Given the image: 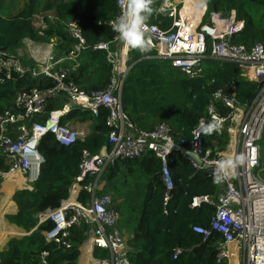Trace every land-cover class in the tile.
I'll return each instance as SVG.
<instances>
[{
	"label": "built area",
	"instance_id": "2783aa9c",
	"mask_svg": "<svg viewBox=\"0 0 264 264\" xmlns=\"http://www.w3.org/2000/svg\"><path fill=\"white\" fill-rule=\"evenodd\" d=\"M186 1H162L157 13L171 19L166 28L145 21L144 40L152 51L145 58L169 63L189 77H205L212 71L214 61L235 63L242 78L257 82L260 87L249 104H243L235 91L216 90L207 106V114L193 130L189 149L211 165L209 172L212 175L221 161L236 157L231 151H214L203 146L205 133L202 122L205 125L209 121L217 122L219 134L230 132L229 147L232 149L233 142H238V156L243 157L244 161L230 172L228 179L219 183L215 199L210 195L193 198L192 208L203 202H214L216 205L211 226H194L193 229L202 234L204 240L211 239L214 232H218L216 264H264V176L261 174L264 171L261 158L264 136V42H236L246 26L236 10L228 14L219 10L208 11L206 0H192V9L187 10ZM126 7L127 0H117L116 14L100 20L99 24L111 26ZM262 12L264 14V7ZM34 16L35 28L38 20L43 32L47 31L46 22L49 29L55 23L63 25L66 22L49 12ZM67 21L63 30L75 40L69 51H61L62 43L51 44L43 53L47 57L35 58L36 63L32 64L23 59L22 52L0 47V91L8 81H17L20 77L34 82V86H23L18 90L8 107L0 111V160L5 165L0 168V182L8 175L22 171L34 185L45 163L39 150L43 138L51 133L62 145L71 146L87 136L84 131L63 122L73 107L94 117H99L101 110L107 109L110 149L94 154L85 151L77 177V181L81 182L88 175L94 176L93 183L85 186L90 198L82 202L70 196L57 209L48 210L41 216L44 221L51 220L55 225L44 232L48 243L55 242L71 248L74 245L71 228L84 227L95 247L109 251L107 259L99 260L101 264H132L128 242L117 226L120 214L111 208L112 196L98 191L99 179L110 165L114 166L121 160L142 159L148 153H154L163 163L162 177L167 185L165 201L168 202L173 188L169 167L171 149L174 145L185 146L176 143L168 124L160 123L151 130L143 129L125 110L122 92L131 66L127 67L123 61L118 34L112 41L90 44L83 36L81 19L77 17ZM53 35H56L57 41L61 38ZM31 40L27 38L25 43ZM99 50L106 52L107 61L112 65V77L104 88L86 90L71 79V67L64 63L69 60L80 62L84 51ZM235 88L233 82L231 89ZM63 98L68 102L54 107ZM219 104L230 109L228 115L221 114ZM230 123L236 124V128L233 129ZM235 133L237 137L234 138ZM188 159L195 170L202 169L194 159ZM75 185L82 187L80 183H75L73 189ZM73 189L72 192H75ZM180 252L181 249H177L175 258ZM47 255L48 252H42V264H48Z\"/></svg>",
	"mask_w": 264,
	"mask_h": 264
},
{
	"label": "trees",
	"instance_id": "16d2710c",
	"mask_svg": "<svg viewBox=\"0 0 264 264\" xmlns=\"http://www.w3.org/2000/svg\"><path fill=\"white\" fill-rule=\"evenodd\" d=\"M162 1L151 0L153 11L146 21L166 28L171 19L157 13ZM206 1L208 11L219 10L228 14L236 10L237 16L245 20V29L236 42H264V0ZM15 4L21 6L14 11ZM37 9L53 13L65 21L80 18L83 36L90 44L112 41L116 35L110 25L99 24V21L116 14L117 0H0L1 48L17 50L26 45L27 38L40 37L34 26ZM44 33L49 36L57 34L64 40L61 51H69L75 41L62 28H50ZM148 52L150 50L132 52L131 62H136ZM82 54L89 55L84 57L77 69L71 71V79L86 90L104 88L112 77V65L107 61L106 52L84 51ZM91 67H95L94 73L98 71V75L90 87L85 81ZM233 82L236 85L234 90L231 89ZM30 85L34 86V82L28 78L8 81L0 91V111L8 107L18 90L23 86L30 88ZM218 89L235 91L243 104H249L260 87L257 82L242 78L235 63L214 61L212 71L205 77H189L166 62L146 58L131 67L122 100L125 110L139 127L151 130L157 123H166L171 127L176 143L190 148L193 130L207 114L211 96ZM219 109L222 115L230 112L220 104ZM69 115L72 117L68 120L72 122L93 119L96 122L94 130L71 146L62 145L51 133L43 138L39 150L45 163L39 179L32 191L25 189L28 194L25 190L19 191L20 195L15 197L19 210L15 215H8L12 223L31 233L22 239H12L8 248L0 252V264H42L41 254L44 251L48 252V264H76L81 253L80 246L89 238L87 229L74 226L71 228L74 245L67 249L55 242H47L44 232L55 226L51 220L40 223L41 214L57 209L71 196L75 183L83 187L80 201L87 202L91 195L85 186L93 183L94 176L88 175L84 181L78 182L80 164L85 151L98 153L108 139L107 109H102L99 117H94L74 106ZM63 122L66 123V120ZM229 142L227 131L204 134L203 137V146L214 151H226ZM147 155L142 159L123 161L129 166L135 163L140 173L138 182L132 185L133 189L127 188L124 182L127 188L124 192V211L125 214L127 212V220L135 226V236L129 244L132 264H216L219 234L214 232L211 239L204 240L203 235L193 229L194 226H211L216 205L214 202H203L192 208L191 203L194 197L210 195L215 199L219 183L213 182V175L208 169L195 170L186 155L174 151L169 161L173 188L166 202L167 185L162 177V160L154 153ZM4 167V161L0 160V168ZM114 174L111 168L110 177ZM177 249L181 252L175 258ZM94 256L107 259L109 251L96 247Z\"/></svg>",
	"mask_w": 264,
	"mask_h": 264
},
{
	"label": "crops",
	"instance_id": "0c3cea01",
	"mask_svg": "<svg viewBox=\"0 0 264 264\" xmlns=\"http://www.w3.org/2000/svg\"><path fill=\"white\" fill-rule=\"evenodd\" d=\"M176 2H181V0H175ZM36 14V13H35ZM123 61L125 62V65L127 66L128 60L130 61V66L132 67L134 63L133 56L131 53H135L138 50L130 49L129 47L123 45L121 43L120 45ZM9 49V48H8ZM148 49V48H147ZM11 50V49H10ZM149 50V49H148ZM147 50V51H148ZM152 52L150 50V53L148 52L145 56H143L139 60L146 59L145 57L151 55ZM89 54H85L82 57L81 62L83 61L84 57L88 56ZM137 60V61H139ZM136 61V62H137ZM81 62H75L73 60L66 61L64 64L71 67V71L77 69ZM169 64V63H168ZM171 65V64H170ZM90 80V79H89ZM68 102V99L63 98L60 100V102L57 105H54V107H61L65 103ZM84 112V111H82ZM86 112V111H85ZM72 115H69L65 118L66 123H68L70 126L74 127L73 125L76 123H80V121L77 122H71L68 120ZM160 123H157L154 128ZM80 131H84L87 135L91 133L92 130L88 129V132L85 131L83 128H76ZM216 147V145H215ZM110 149V145L107 139L106 145L99 151H107ZM148 157V155L146 156ZM124 160H121L117 162L114 166L110 165L104 172L103 176L99 179V187L98 191L101 193H108L112 196V203L111 208L116 209L119 214L120 218L117 222V226L119 227L120 231L122 232L123 236L126 238L128 245L130 244V241L135 236V226L131 224L127 220V212L125 214L124 211V192L129 187V189H133L132 185L135 182H138V178L140 176L139 169L137 170V165L135 163H130L131 166H129L126 162H123ZM111 168L114 170L115 174L113 177H110ZM122 173V174H121ZM124 182L127 183V188L124 186ZM3 188H0V195H4V201L5 203H2V199L0 198V252L4 251L8 248L9 242L14 239H22L24 236L30 235L31 232H26L23 228L19 227L18 225L12 223L8 215H15L17 214L19 207L15 200L14 194L16 190H25L28 189L32 191L34 189V185L31 184L28 181L27 175H25L22 171H18L15 173H12L8 175V177L3 181ZM1 186V184H0ZM83 188L79 185H75V192H72L71 199H79L80 192ZM10 195V197H8ZM70 199V198H69ZM68 200V199H67ZM9 208V210H8ZM44 222V217L40 215V223ZM4 225V226H3ZM91 249V250H89ZM94 250L95 246L93 245L92 241L89 240V238L83 242L80 246V256L77 260L76 264H101L99 262L100 259L96 258L94 256ZM1 261V259H0Z\"/></svg>",
	"mask_w": 264,
	"mask_h": 264
},
{
	"label": "clouds",
	"instance_id": "9594fccd",
	"mask_svg": "<svg viewBox=\"0 0 264 264\" xmlns=\"http://www.w3.org/2000/svg\"><path fill=\"white\" fill-rule=\"evenodd\" d=\"M152 11L151 0H127L126 10L111 25L112 30L118 34L119 41L123 45L142 53L148 50L144 40L143 28ZM202 127L205 135L219 131L215 121H209L206 125L202 122ZM243 162V157L240 156L234 160L228 158L221 161L213 173V182H224L229 178L230 172Z\"/></svg>",
	"mask_w": 264,
	"mask_h": 264
},
{
	"label": "rangeland",
	"instance_id": "374dc122",
	"mask_svg": "<svg viewBox=\"0 0 264 264\" xmlns=\"http://www.w3.org/2000/svg\"><path fill=\"white\" fill-rule=\"evenodd\" d=\"M18 2H22V0H18ZM20 6L21 5H19V4H17V5L15 4L14 5V8H15L14 11L17 8H19ZM44 11L45 10H43V9L42 10L37 9L35 15L37 17L42 16V15H44ZM261 13L262 12H261V9H260V14ZM66 22H68V21H66ZM66 22L63 25L62 24L55 23L54 26L51 27V29H56V30H59L60 28L63 29V27H66ZM35 23H36L35 25L37 27V34L40 37L37 38V39H32L31 41L28 42V44H26L23 47H20V48L17 49L18 51L22 52L23 59L27 63H32V64H35L36 63L35 58L38 59V58H45V57H47L46 55H43V53L45 52L46 47L50 46L51 44L63 43V41H64L62 38H60L57 41L56 35H51V36L46 35V33H44L43 31H41V24H40V22L37 20ZM45 24L47 25V29L46 30H49V24L47 22ZM95 67H91L90 68L89 75H87V79L85 81L86 83L89 84L90 87L95 83V81H96L95 80V77L98 75V71H96L94 73ZM127 67H130V61L129 60H128V63H127ZM6 108L7 107H5L4 109H6ZM95 125H96V122H94L93 119H85L84 121L83 120L80 121V123H77V124L75 123L73 126L76 127V128H83L85 131L88 132V129L87 128H89V130H92ZM229 125H231L233 127V129L236 128V124L230 123ZM231 136L232 135L229 134V137H231ZM233 137L234 138L237 137V134L236 133L233 134ZM229 146H231V141L229 142V144L227 146V150L225 152H228V151L233 152L234 151L233 153H235L234 154L235 157H238V153H239L238 152L239 143L237 142V144H236L235 141H234L233 144H232V149ZM262 154H263V159H264V141L262 142ZM2 183H3V181L0 182V184H1L0 188H3V184ZM19 191H21V190H16L15 191L14 197H18L20 195ZM25 193L28 194L29 191L28 190H25ZM0 198L2 199V203L4 204L5 203V201L3 200L4 199V195L1 194L0 195Z\"/></svg>",
	"mask_w": 264,
	"mask_h": 264
},
{
	"label": "water",
	"instance_id": "95a60500",
	"mask_svg": "<svg viewBox=\"0 0 264 264\" xmlns=\"http://www.w3.org/2000/svg\"><path fill=\"white\" fill-rule=\"evenodd\" d=\"M3 49L7 50L8 47H4ZM141 61V60H139ZM139 61L135 62L134 65L136 63H138ZM172 152L174 151H181L184 155H186L187 157H190L192 159H194L202 168H208L210 167L211 165L204 162L202 157L197 154L195 151L189 149V148H185V147H181V146H178V145H174L171 149Z\"/></svg>",
	"mask_w": 264,
	"mask_h": 264
},
{
	"label": "bare ground",
	"instance_id": "6f19581e",
	"mask_svg": "<svg viewBox=\"0 0 264 264\" xmlns=\"http://www.w3.org/2000/svg\"><path fill=\"white\" fill-rule=\"evenodd\" d=\"M193 5H194V1H192V0H187L186 1V8H187V10H189V9H192V7H193ZM196 5V4H195ZM184 11H186V10H184ZM202 77H204V76H202ZM244 78V77H243ZM247 80V79H246ZM225 133V132H224ZM263 139V138H262ZM234 152V151H233ZM232 152V153H233ZM235 154V153H234ZM231 155V154H230ZM201 156V155H200ZM202 157V156H201ZM261 158H262V162L264 163V159H263V154H262V156H261ZM203 169V168H202ZM205 169H208V170H210L211 169V166L210 167H208V168H205ZM261 174L264 176V171L263 172H261ZM4 226V225H3ZM216 232V231H215ZM218 233V232H217ZM96 248V247H95ZM101 248V247H100ZM89 250H91V249H89Z\"/></svg>",
	"mask_w": 264,
	"mask_h": 264
}]
</instances>
